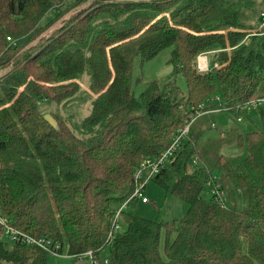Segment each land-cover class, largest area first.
I'll return each mask as SVG.
<instances>
[{"label": "trees", "instance_id": "16d2710c", "mask_svg": "<svg viewBox=\"0 0 264 264\" xmlns=\"http://www.w3.org/2000/svg\"><path fill=\"white\" fill-rule=\"evenodd\" d=\"M52 9L56 16L41 27ZM262 9L264 0H0V215L25 234L61 242L70 255L91 251L100 264H264V129L235 133L233 152L223 153L199 146L190 127L151 179L186 203L184 217L164 223L124 208L125 228L106 240L135 188V169L164 151L200 105L246 113V101L264 96ZM168 46L172 80L151 81L135 96L134 60ZM200 53L217 67L199 72ZM84 72L92 97L80 137L49 113L52 128L40 105L74 98ZM47 255L10 243L0 227V264H44Z\"/></svg>", "mask_w": 264, "mask_h": 264}, {"label": "rangeland", "instance_id": "374dc122", "mask_svg": "<svg viewBox=\"0 0 264 264\" xmlns=\"http://www.w3.org/2000/svg\"><path fill=\"white\" fill-rule=\"evenodd\" d=\"M75 0H67L68 4L74 3ZM77 8H72L69 12L76 11ZM264 9L260 12L263 13ZM64 15V18L69 15ZM260 13V16H261ZM56 16L55 10H49L41 20V27H45L47 22L52 20ZM62 19L56 21L53 25L40 32L41 37L47 38L51 35L55 28H58ZM173 47L168 46L158 52L153 58L141 63L139 58H136L133 62L131 81L132 90L135 96L141 94L146 84L151 81H157L158 83H166L172 80V65L170 64V58ZM207 61L209 66L213 65V55H207ZM6 72V69L0 71V76ZM175 83L185 90L184 80L176 74L174 77ZM80 85V92L74 96L71 100L63 103H43L40 105L41 111L44 114L53 113L60 116L67 122V125L72 131L76 132L80 137L86 135L80 132L79 124L82 119L90 112V101L92 94L88 91L89 74L84 72L78 79ZM90 94V96H89ZM241 116L242 120H236L237 116ZM215 123L216 128H211L210 124ZM192 133L198 134L199 146L211 144L223 153L233 152L230 148L232 144V137L235 133L240 132L245 134L252 130L264 129V115H261L256 109L250 110L247 114L243 112H234L230 110H223L220 113H214L207 115L206 113H200L192 119L190 123ZM143 196L147 198V203H141L139 199L130 201L129 204L123 210V214L135 215L146 220H160L162 222L171 223L173 220H180L184 217L187 205L184 201L173 197L171 194L165 192L160 188L153 180L147 182L143 190ZM206 191L203 192V198H207ZM236 205L239 209L243 207V197L237 196ZM121 229L125 228L123 222V215H121L118 221ZM174 238V233L168 237L169 242ZM165 240L164 231L160 233L159 253L162 260L166 261L163 253V244ZM105 251L101 253L103 257ZM89 257L87 256H53L48 254L44 264H89Z\"/></svg>", "mask_w": 264, "mask_h": 264}, {"label": "built area", "instance_id": "2783aa9c", "mask_svg": "<svg viewBox=\"0 0 264 264\" xmlns=\"http://www.w3.org/2000/svg\"><path fill=\"white\" fill-rule=\"evenodd\" d=\"M261 16L264 17V13H261ZM7 40H10L7 38ZM208 53H200L195 60V67L199 72H206L210 69V66L207 61ZM212 67H217V63H213ZM217 100V98H214ZM212 104V103H210ZM202 106L200 105L195 110V116L200 113H218L220 109H208L207 111L202 110ZM243 111L247 114L250 110L256 109L260 110L263 109L264 111V96L260 97H253L245 102L242 106ZM194 115L191 116L190 119L185 121V126L178 131V133L173 137L172 141L170 142L169 146L162 151L160 154L153 158H148L143 160L138 167L134 171V183L135 188L133 192L121 203L119 208L114 212L112 221H111V230L107 236V242H110L113 238V235L120 231L121 227L118 223L121 217V211L128 205L130 201L139 199L141 203H147L148 200L146 197L143 196V190L147 182H149L158 172L162 165L174 154L176 149L179 148L181 142L188 136L190 123L192 119L195 117ZM236 120H242L241 116H237ZM210 179V178H209ZM209 184L210 193L213 196L214 201L220 206L223 207L225 203V197L223 193L219 190V186L215 184L212 179H210ZM0 227L3 228V233L5 238L12 244L24 245L28 247H34L40 249L47 254H51L53 256H77L78 258L81 256L89 257V264H100L99 260L93 255L91 251H87L83 254L79 255H70L68 253V247L62 244L59 241H52L51 239H47L44 237H33L28 234H25L14 227L10 226L5 218L0 215ZM103 264H108V260L106 258L102 259Z\"/></svg>", "mask_w": 264, "mask_h": 264}, {"label": "water", "instance_id": "95a60500", "mask_svg": "<svg viewBox=\"0 0 264 264\" xmlns=\"http://www.w3.org/2000/svg\"><path fill=\"white\" fill-rule=\"evenodd\" d=\"M43 119L54 129L58 130L56 120L50 114H44Z\"/></svg>", "mask_w": 264, "mask_h": 264}]
</instances>
